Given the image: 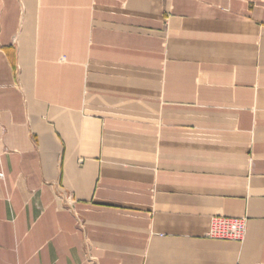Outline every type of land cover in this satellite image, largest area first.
Here are the masks:
<instances>
[{"label":"crops","instance_id":"1","mask_svg":"<svg viewBox=\"0 0 264 264\" xmlns=\"http://www.w3.org/2000/svg\"><path fill=\"white\" fill-rule=\"evenodd\" d=\"M0 264H264V0H0Z\"/></svg>","mask_w":264,"mask_h":264},{"label":"built area","instance_id":"2","mask_svg":"<svg viewBox=\"0 0 264 264\" xmlns=\"http://www.w3.org/2000/svg\"><path fill=\"white\" fill-rule=\"evenodd\" d=\"M246 235V221L242 219L214 218L207 235L209 239L242 243Z\"/></svg>","mask_w":264,"mask_h":264},{"label":"rangeland","instance_id":"3","mask_svg":"<svg viewBox=\"0 0 264 264\" xmlns=\"http://www.w3.org/2000/svg\"><path fill=\"white\" fill-rule=\"evenodd\" d=\"M64 60V59H63Z\"/></svg>","mask_w":264,"mask_h":264}]
</instances>
